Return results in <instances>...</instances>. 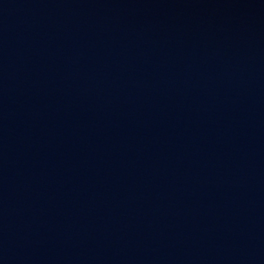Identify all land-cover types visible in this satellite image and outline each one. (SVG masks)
I'll use <instances>...</instances> for the list:
<instances>
[{"label":"water","instance_id":"water-1","mask_svg":"<svg viewBox=\"0 0 264 264\" xmlns=\"http://www.w3.org/2000/svg\"><path fill=\"white\" fill-rule=\"evenodd\" d=\"M0 264H264V0H0Z\"/></svg>","mask_w":264,"mask_h":264}]
</instances>
